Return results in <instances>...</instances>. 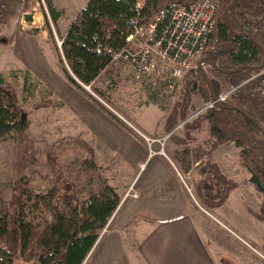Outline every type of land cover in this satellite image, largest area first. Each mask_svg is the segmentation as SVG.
<instances>
[{
    "label": "rangeland",
    "instance_id": "1",
    "mask_svg": "<svg viewBox=\"0 0 264 264\" xmlns=\"http://www.w3.org/2000/svg\"><path fill=\"white\" fill-rule=\"evenodd\" d=\"M53 2L62 11L56 23L46 0H29L26 13H34V23L22 17L15 38L0 37V72L11 84L30 120L23 141L0 139V199L7 201L15 189L27 186L42 192L54 187L70 188L80 200H88L105 185H110L117 189L122 199L113 215H123V211L133 208L134 202L139 201V188L154 177L163 163L164 171L175 174L194 210L206 214L217 224V210L202 202L195 185L205 164L196 167V173L188 176L172 153L175 142L187 138L186 134H191L196 124L175 128L206 100L200 93L194 96L195 92H191V88L198 86L202 72L189 69L173 89L161 75L150 81L138 80L129 63L118 62L114 64L112 76L104 73L91 85L80 81H77L79 85L75 84L66 75L68 65L61 60V38L86 0ZM206 72L214 75L213 67H207ZM215 77L220 91L230 85L224 74ZM187 94L191 100L184 110ZM172 118L174 126L168 131ZM135 128L155 141L150 144ZM169 133L170 138L175 135L164 147L170 158L150 156L152 148L161 149L160 143ZM51 157H54L55 167L51 166ZM224 167L231 178L242 179V172L233 159ZM243 201L255 210L260 208L259 196L236 191L222 212L234 215L241 229H235L223 218L219 220L223 226L220 229L229 232L242 249L264 264V245H259L264 241V222L251 225L242 214ZM170 208L177 213L181 210L176 205ZM163 209L162 206L154 207V212H166ZM114 220L101 230L103 235L96 248L118 239L113 238L115 230H119L114 228L118 223ZM14 264L27 263L19 259Z\"/></svg>",
    "mask_w": 264,
    "mask_h": 264
},
{
    "label": "trees",
    "instance_id": "2",
    "mask_svg": "<svg viewBox=\"0 0 264 264\" xmlns=\"http://www.w3.org/2000/svg\"><path fill=\"white\" fill-rule=\"evenodd\" d=\"M137 1L142 2L140 16L149 20L165 5L173 2L189 5L195 0H87L61 38V60L68 65L70 72L66 75L73 83L90 85L101 74L112 76L115 63L127 62L113 60V53L132 46L126 37L132 32L131 21L138 13ZM219 1L216 25L204 52V57L212 63L214 75L204 74L216 94L220 90L215 76L224 74L229 84L237 87L224 105L239 109L213 108L201 116L203 119L187 123V127L199 126L205 118L210 125L212 144L233 141L240 148V163L264 187V0H237L228 12L232 29L224 19V11L234 0ZM46 2L56 23L62 11L53 0ZM28 4L29 0L23 1V10L26 11ZM4 20L5 9L1 8L0 24ZM246 33L249 35H238ZM238 66L242 68L235 72L221 71ZM204 74L191 92H199L207 100L212 92ZM190 100L187 94L184 110ZM173 119L168 131L174 126ZM29 126L27 111L0 72V139L23 141ZM212 149L213 145L206 150H184L182 166L187 170L205 153L209 156ZM50 161L55 167L54 157ZM204 164L195 185L202 202L215 209L240 182L227 178L218 163L208 159ZM121 200L117 189L110 185L88 200H80L70 188L54 187L46 192L27 186L15 189L9 200L0 199V264H14L19 259L27 264H82ZM257 216L264 220V200Z\"/></svg>",
    "mask_w": 264,
    "mask_h": 264
},
{
    "label": "crops",
    "instance_id": "3",
    "mask_svg": "<svg viewBox=\"0 0 264 264\" xmlns=\"http://www.w3.org/2000/svg\"><path fill=\"white\" fill-rule=\"evenodd\" d=\"M23 1L0 0V9H5V20L4 23L0 24L1 38H13L16 36L20 20L26 13L23 10ZM218 88L220 90L219 86ZM195 95L200 94L199 92H195ZM202 99L204 98L202 97ZM196 127L197 129L194 127V130L191 131V138L190 135L186 134L187 138L175 142L176 146L172 149L173 151L171 150L174 153L173 155L182 164L181 158L184 150H190L191 152L194 148L206 150L211 145H213V149L209 156L205 153L201 159L194 163L192 162L191 167L184 170L187 175H191L192 172L196 173L195 168L204 164L208 159L218 163L222 173L227 178H231V174L229 175L226 172L224 166H227V162L230 163L232 159L236 163L237 168L242 172V179L238 180L240 184L231 190L227 199L220 207L214 209L218 212L217 220L222 221L224 219L229 224H232L235 229H241L237 224H240V222L234 215L230 216L227 212H222V209L228 203L231 195L238 190H244L247 196H259L261 203L260 208L255 210L249 203L243 201L242 214L251 225L252 222H256L257 226L259 225V221L264 222V220L257 216L261 212L264 194L249 180L250 171L240 163V148L233 141L221 142L218 145L212 144L213 137L211 136L210 125L207 120ZM171 138L174 137L172 136ZM200 176L201 173L199 172L198 177ZM139 189L141 197L138 200L141 202H134L133 208L128 207L123 211V215H112L108 221V223H111L115 217L114 222H118L115 223L114 228L118 227L119 230H115L116 235L113 237L118 239H111L104 244L105 246L96 248V244L103 235V232L100 233L82 264L262 263L258 258L251 256V253L242 249L240 247L241 244L234 240L229 232L220 229L223 227L220 221L217 222L212 217L217 223L214 224L209 216L194 210L175 174L164 171L163 163H160L154 177ZM175 205L179 208L181 207L178 213L173 211L175 209L170 208ZM158 206H162L164 208L163 211L166 210V212H154V207ZM234 213L235 209H233ZM117 224L127 225L118 226ZM248 237L256 240L253 235H248ZM259 245L263 246L264 241H261Z\"/></svg>",
    "mask_w": 264,
    "mask_h": 264
},
{
    "label": "built area",
    "instance_id": "4",
    "mask_svg": "<svg viewBox=\"0 0 264 264\" xmlns=\"http://www.w3.org/2000/svg\"><path fill=\"white\" fill-rule=\"evenodd\" d=\"M141 7L142 2L137 1L135 8L138 13L131 21L132 32L126 37L131 48L124 47L115 51L113 60L127 61L138 80L150 81L156 75H161L164 82L173 89L178 87L177 84L189 69L207 74L206 68L212 64L203 56L216 25L220 1L195 0L189 5L173 2L159 8L149 20L140 16ZM236 88L229 85L215 97L205 100L175 129L184 127L209 110L225 104ZM135 130L140 132L136 128ZM171 133L162 140L159 151L151 149L150 156L162 155L169 158L164 147ZM140 134L150 144L155 141L143 132ZM178 175L181 177L180 172ZM189 191L192 192V189L189 188Z\"/></svg>",
    "mask_w": 264,
    "mask_h": 264
},
{
    "label": "water",
    "instance_id": "5",
    "mask_svg": "<svg viewBox=\"0 0 264 264\" xmlns=\"http://www.w3.org/2000/svg\"><path fill=\"white\" fill-rule=\"evenodd\" d=\"M236 3H237V0H234L233 1V3L230 5V6H228L227 8H226V10L224 11V19H225V21H226V23H227V25L231 28V25H230V23H229V20H228V12L236 5ZM24 18H25V20L26 21H28V22H30L31 24H33L34 23V19H35V16H34V13L33 12H29V13H25V15H24ZM232 29V28H231ZM238 35H249V34H238ZM207 60V59H206ZM209 63H211L209 60H207ZM212 64V63H211ZM242 68V66H238V67H236L235 69H224V68H221V71L222 72H225V73H228V72H235V71H237V70H240ZM204 74V73H203ZM205 76H206V74H204ZM206 79H207V82H208V84H209V86H210V88H211V92H212V96L213 97H215V95H216V93L214 92V90H213V88H212V85H211V82H210V80H209V78H207V76H206ZM220 106H224V107H228V108H235V109H239L238 107H236V106H233V105H220ZM246 114V113H245ZM253 122H255L256 124H258L257 122H256V120L253 118V117H251L250 115H248V114H246ZM258 126L263 130V127L260 125V124H258ZM250 181L251 182H253L254 184H256V186L259 188V190H261V191H264V187H263V185L261 184V182L259 181V179L257 178V176L256 175H254V174H252V176H250Z\"/></svg>",
    "mask_w": 264,
    "mask_h": 264
}]
</instances>
